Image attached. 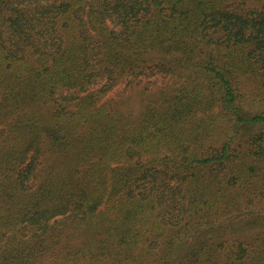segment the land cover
Returning a JSON list of instances; mask_svg holds the SVG:
<instances>
[{
	"label": "trees",
	"instance_id": "1",
	"mask_svg": "<svg viewBox=\"0 0 264 264\" xmlns=\"http://www.w3.org/2000/svg\"><path fill=\"white\" fill-rule=\"evenodd\" d=\"M244 78L264 3L0 0V264H264Z\"/></svg>",
	"mask_w": 264,
	"mask_h": 264
},
{
	"label": "rangeland",
	"instance_id": "2",
	"mask_svg": "<svg viewBox=\"0 0 264 264\" xmlns=\"http://www.w3.org/2000/svg\"><path fill=\"white\" fill-rule=\"evenodd\" d=\"M248 4L257 6L264 3V0H246ZM141 83L139 86L132 87L130 80H122L117 86H115L106 96L104 100L112 99L120 96L121 98H131L133 100L138 96L140 87L145 86V88L149 89H157L162 82L160 76H155L151 78L141 77ZM242 86V99H241V111L243 115H253L255 113L262 112L264 113V89L259 87V85L250 78H244L241 80ZM135 94V97L132 96ZM262 127L255 126L250 131L249 134L257 133ZM244 221L248 222L247 224H259V220L250 216ZM243 221V222H244ZM263 224V223H262Z\"/></svg>",
	"mask_w": 264,
	"mask_h": 264
}]
</instances>
